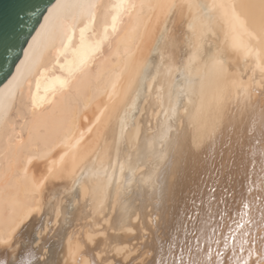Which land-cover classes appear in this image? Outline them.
<instances>
[{"label":"bare ground","instance_id":"bare-ground-1","mask_svg":"<svg viewBox=\"0 0 264 264\" xmlns=\"http://www.w3.org/2000/svg\"><path fill=\"white\" fill-rule=\"evenodd\" d=\"M262 213L264 0H55L0 89V264H158Z\"/></svg>","mask_w":264,"mask_h":264},{"label":"snow or ice","instance_id":"snow-or-ice-1","mask_svg":"<svg viewBox=\"0 0 264 264\" xmlns=\"http://www.w3.org/2000/svg\"><path fill=\"white\" fill-rule=\"evenodd\" d=\"M211 192H215L216 189H210ZM213 199L215 197L213 196ZM247 209V205H245ZM246 216V211H245ZM190 221H195V216H189ZM215 217H209L205 221L204 227L197 228L195 223L189 227L187 224L184 226L182 232H177L172 236L170 242L161 247L162 259L158 264H224L222 253L217 249L214 253L213 249L217 245L222 244L225 249L230 246L234 251L242 252L247 250V255L232 256L230 264H250L253 257L257 256V248L251 247L249 244L256 245L259 242V257L255 260L254 264H264V237H258L254 233H240L236 235V232L240 227H243V222L238 223L237 227L231 229V231L221 239L220 227H210L212 220ZM262 222H264V213L261 214ZM205 228H208V232H205ZM235 240L239 245V248H235L231 242ZM205 245L207 247L205 248ZM166 252V254H165ZM216 256V261L213 260V256Z\"/></svg>","mask_w":264,"mask_h":264},{"label":"water","instance_id":"water-1","mask_svg":"<svg viewBox=\"0 0 264 264\" xmlns=\"http://www.w3.org/2000/svg\"><path fill=\"white\" fill-rule=\"evenodd\" d=\"M55 0H0V89L14 76L23 52Z\"/></svg>","mask_w":264,"mask_h":264},{"label":"rangeland","instance_id":"rangeland-1","mask_svg":"<svg viewBox=\"0 0 264 264\" xmlns=\"http://www.w3.org/2000/svg\"><path fill=\"white\" fill-rule=\"evenodd\" d=\"M44 253V252H43ZM45 254V253H44ZM43 259H45V256L44 257H41V256H39L38 257V261H43Z\"/></svg>","mask_w":264,"mask_h":264}]
</instances>
